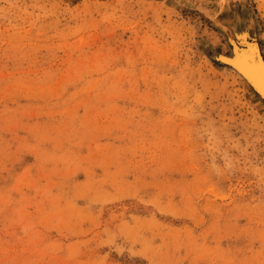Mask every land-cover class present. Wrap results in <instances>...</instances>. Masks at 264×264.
<instances>
[{
    "label": "rangeland",
    "instance_id": "obj_1",
    "mask_svg": "<svg viewBox=\"0 0 264 264\" xmlns=\"http://www.w3.org/2000/svg\"><path fill=\"white\" fill-rule=\"evenodd\" d=\"M204 1L0 0V264H264V101L213 59L264 0Z\"/></svg>",
    "mask_w": 264,
    "mask_h": 264
},
{
    "label": "bare ground",
    "instance_id": "obj_2",
    "mask_svg": "<svg viewBox=\"0 0 264 264\" xmlns=\"http://www.w3.org/2000/svg\"><path fill=\"white\" fill-rule=\"evenodd\" d=\"M174 2L177 5H184L188 9L198 11L202 16L204 15L211 20L218 21L217 13L211 3H206L204 0H174ZM226 35L231 46V53L216 54L213 58L240 75L257 96L264 101V77L257 73L258 67L252 65L250 60V58L256 57L255 54H257V62H262L264 65V51L261 47L260 37L257 32L251 35L249 29L245 27L241 31H234L231 34L228 32Z\"/></svg>",
    "mask_w": 264,
    "mask_h": 264
},
{
    "label": "water",
    "instance_id": "obj_3",
    "mask_svg": "<svg viewBox=\"0 0 264 264\" xmlns=\"http://www.w3.org/2000/svg\"><path fill=\"white\" fill-rule=\"evenodd\" d=\"M245 43H246V41H245ZM244 45H246L247 47H249L247 44H244ZM255 55H256V57L250 58L251 64L257 66L258 67V69L256 70L257 73L261 74L264 77V65L262 64V62H260L261 64L257 62L256 59H258V56H257V54H255Z\"/></svg>",
    "mask_w": 264,
    "mask_h": 264
},
{
    "label": "trees",
    "instance_id": "obj_4",
    "mask_svg": "<svg viewBox=\"0 0 264 264\" xmlns=\"http://www.w3.org/2000/svg\"><path fill=\"white\" fill-rule=\"evenodd\" d=\"M219 64V63H218Z\"/></svg>",
    "mask_w": 264,
    "mask_h": 264
}]
</instances>
